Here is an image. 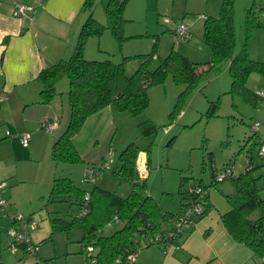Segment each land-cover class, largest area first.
I'll use <instances>...</instances> for the list:
<instances>
[{"label":"rangeland","instance_id":"1","mask_svg":"<svg viewBox=\"0 0 264 264\" xmlns=\"http://www.w3.org/2000/svg\"><path fill=\"white\" fill-rule=\"evenodd\" d=\"M101 2L103 7L96 0L92 17L105 24L104 6L108 0ZM221 2L222 0H129L123 14L126 19L122 27L123 41L119 43L108 30L97 38H89L86 45L91 49L92 55L88 60L110 59L114 63L124 61L127 75H131L149 53L153 54L147 62L149 70H154L160 60L172 50L191 62L203 64L210 59L209 50L201 37L203 18L205 15L218 16ZM258 2L259 0L234 2L235 52H239L245 44L249 59L264 62V20L255 18L259 14ZM251 7L255 14L253 13L254 20L248 27L246 14ZM166 18L170 21L166 22ZM178 23H184L188 27L191 33L188 42L175 35L174 29ZM63 79L68 87V79ZM246 85L254 93L264 92V76L252 73ZM230 86L228 63L225 62L218 72L208 75L191 90H186L185 84L175 83L171 76L163 83L149 87V103L142 114L130 116L124 112H116L115 125L111 131L99 138V142H92L87 151L92 161L87 163V169L81 168L82 162L72 165L53 163L51 153L48 156L39 153L42 157L39 163L25 159L14 162L15 168L11 170H16L20 181L12 176L5 178L6 187L3 192L7 193L3 196L5 198L11 192L17 201L13 199V205L9 204L7 212L17 211L37 221L36 229L30 231V236L38 246L39 262L33 260L32 263H85L82 230L75 227L68 232L52 233L49 227L50 219L61 218L68 222L79 212L75 196L50 197L52 179L49 178V170L56 172L57 177H66L69 176L70 169H73L76 176L72 181L78 188L90 191L93 186H98L121 197L128 196L133 189L140 191L141 185L145 186L146 194L154 198L167 213L163 228L169 226L167 221L172 216L180 213L183 196L179 192L181 179L190 184L204 185L219 200L225 199L224 195L233 193L232 182L226 179L212 184V170L219 172L231 168L233 175L237 176L244 172L247 160L251 158L254 167L252 174L258 177L257 186L261 197L264 196V160L259 157L258 148L252 142H246L254 133L264 137V103L259 98L256 104H252L239 95L232 96L228 93ZM215 101H218L217 108L210 114V104ZM146 120L155 127L154 133L140 132L138 124ZM256 122L260 127L254 132L252 125ZM131 143L139 149L137 157L143 151L146 154L148 175L145 180L134 173L131 180H128L121 169L120 155ZM21 147L20 145V149ZM108 158L112 160L110 169L101 171L94 183L85 182L87 171ZM4 222L10 223V220L5 219ZM121 225L120 222L113 223L104 227L99 234L111 235ZM0 238L2 263L14 264L20 253H10L5 234L0 235Z\"/></svg>","mask_w":264,"mask_h":264},{"label":"trees","instance_id":"2","mask_svg":"<svg viewBox=\"0 0 264 264\" xmlns=\"http://www.w3.org/2000/svg\"><path fill=\"white\" fill-rule=\"evenodd\" d=\"M128 1L108 0L104 6L106 23L101 24L92 17L95 0H85L83 9L87 11L88 16L79 30L73 53L49 67H43L37 76L41 84V89L38 91L40 104L50 103L56 96V83L63 77L68 79L69 118L65 129L54 140L52 146L51 157L55 163L72 165L82 162L71 139L91 114L112 106L116 112L139 116L148 106L149 87L163 83L168 76H171L175 83L185 84L186 90H191L202 83L208 75L218 72L222 64L227 62L231 79L228 93L232 96L239 95L252 104H256L258 98L259 101L261 100L257 93L247 87L246 83L252 73L264 76V62L249 59L245 44L239 52H235L236 30L233 23L235 0H222L218 16H204L201 37L209 50L210 59L203 64L191 62L187 57L172 50L160 60L154 70H149L147 62L153 56L149 53L143 57L139 67L131 75H127L124 61L114 63L110 59L102 61L86 59L84 53L89 38H97L108 30L119 43L123 41L122 27L126 22L123 14ZM260 5L261 0L258 2L259 9ZM253 13L255 14L253 7L249 8L246 14L248 27L254 20ZM255 18H258V15H255ZM125 59L126 57L123 58ZM217 104L218 101L211 103L208 113H213ZM138 125L142 134L148 131L154 133L155 127L149 120ZM246 142H252V145L259 148L260 144L264 143V137L254 133ZM138 152L137 146L131 143L120 155L121 169L128 180H131L133 176L134 161ZM250 159L247 160L244 172L234 176L232 171L229 180L232 182L234 191L232 194L225 195L230 208L221 217L226 230L234 240L250 248L253 255L260 260L261 264H264V196L261 197L257 186L258 177L252 174L254 167ZM215 174L216 172L212 170V184L216 183ZM184 181V179L180 181L179 192H182ZM49 190L50 197L75 196L74 201L79 212L84 209L83 200L88 195L87 212L84 216L80 217L77 214L68 222L61 218H52L49 227L52 233L68 232L75 227L81 229L82 246L92 244L97 249V264H112L118 258L121 264H125L128 253L138 248H145L144 242L155 235L162 236L163 249L169 243L168 241L177 243L178 237L174 240L171 238L164 240L168 238L167 233L172 232L174 228L163 229L162 225L163 221L167 220V213L154 198L146 194L143 185L140 191L133 189L128 196L121 197L98 186H93L90 191H86L74 185L71 178L56 176ZM181 204L182 199L180 207ZM114 216L122 224L121 227L111 235H100L99 232ZM5 219L7 218L2 216L0 210V235H6V228L10 224L5 223ZM46 262L43 261L42 264H47ZM0 264H3L1 253Z\"/></svg>","mask_w":264,"mask_h":264},{"label":"crops","instance_id":"3","mask_svg":"<svg viewBox=\"0 0 264 264\" xmlns=\"http://www.w3.org/2000/svg\"><path fill=\"white\" fill-rule=\"evenodd\" d=\"M84 1L0 0V179L9 176L19 179L16 170H11L15 168L13 163L22 159L39 163L42 158L39 153L48 156L54 140L65 129L64 125L66 127L69 105L68 87L63 83L65 77L56 83L53 100L40 104L41 84L37 76L43 67L73 53L79 30L88 15L83 9ZM18 2L35 7L32 18H18L12 14V7ZM84 54L86 59L92 55L88 45ZM116 114L112 106L91 114L71 139L82 158V169H87V163L92 161L87 152L92 142H99V138L111 131ZM47 120L57 121L52 132L41 129ZM3 130H8L11 137L6 138ZM24 131L31 134L27 147L19 142V135ZM145 160L143 151L134 161V174L136 164L141 165ZM69 172L66 177L75 179L74 170ZM48 175L53 180L56 172L49 170ZM207 196L208 209L190 231L178 236V247L164 251L159 245L146 246L139 251L135 264H261L250 248L234 240L226 230L221 217L230 208L226 198L219 200L211 191ZM5 199L10 205L17 202L11 192ZM171 227L169 224L163 229Z\"/></svg>","mask_w":264,"mask_h":264},{"label":"built area","instance_id":"4","mask_svg":"<svg viewBox=\"0 0 264 264\" xmlns=\"http://www.w3.org/2000/svg\"><path fill=\"white\" fill-rule=\"evenodd\" d=\"M259 14L258 17L262 20H264V0H261ZM12 14L15 17L18 18H32L33 13L35 12V7L33 5H27L23 3H16L14 7H12ZM166 22H169L170 19L166 18ZM175 35L183 39L184 41L188 42L191 38V33L189 32V29L184 23H178L176 25V28L174 29ZM257 95L260 97V101L264 103V92H258ZM1 100V99H0ZM42 128L46 132H52L57 126L56 120H47L42 123ZM259 123L256 122L254 125H252V130L254 132H257L259 129ZM3 134L6 138L11 137V134L8 130H3ZM19 142L23 147H27L29 145V141L31 140V134L28 131H24L19 135ZM258 155L259 157L264 160V143H261L258 148ZM112 160L111 158L105 159L102 163H100L98 166L91 167L87 171V175L84 177V181L87 183H94L96 180V177L100 175L101 171L104 169H110ZM147 166L146 163L143 164H136V174L141 180H145L147 178ZM232 175L231 168L223 169L219 172H216L215 174V181L216 182H222L226 179H229V177ZM5 187V181L0 179V210L2 213V216L4 218H7L10 220V224L6 228V237H7V249L10 250V253H20L18 260L14 264H33V260H36L39 262L38 258V246L35 245L30 236V231L36 229L35 226H37V221H33L30 218H27L26 216L22 215L20 212H7L6 209L9 206L8 201L3 197L2 191ZM184 188V191H183ZM208 189L201 185V184H190L187 181H184L182 186V204H181V210L180 213L177 215L172 216V218L167 221L169 222L174 230L172 232L167 233L168 238H164V240L167 239H173L175 237H178V235H183L186 232L190 231L197 219L201 217L206 207L209 204L208 200ZM88 195L84 197V209L78 213V216H84L87 212V201ZM118 218L116 216L113 217V219L107 223L108 226L113 225V223H117ZM167 243L164 251L178 247L177 243L170 242ZM144 246H150V245H163V238L161 235H155L149 239H147L146 242L143 244ZM92 244H86L83 246V253L85 254V263L84 264H97V257L96 252L97 249ZM142 248H138L134 252L128 253L126 256L125 264H135L136 257L139 253V251ZM25 256L27 258L25 259ZM29 258V259H28ZM112 264H121L120 258L114 260Z\"/></svg>","mask_w":264,"mask_h":264}]
</instances>
